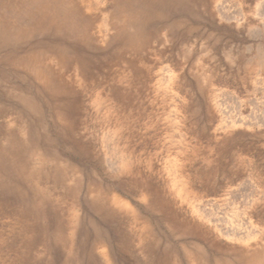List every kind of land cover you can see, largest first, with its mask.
Instances as JSON below:
<instances>
[{"label": "rangeland", "instance_id": "obj_1", "mask_svg": "<svg viewBox=\"0 0 264 264\" xmlns=\"http://www.w3.org/2000/svg\"><path fill=\"white\" fill-rule=\"evenodd\" d=\"M78 1L65 89L32 114L0 85V264H264V0H191L122 46L115 1Z\"/></svg>", "mask_w": 264, "mask_h": 264}, {"label": "bare ground", "instance_id": "obj_2", "mask_svg": "<svg viewBox=\"0 0 264 264\" xmlns=\"http://www.w3.org/2000/svg\"><path fill=\"white\" fill-rule=\"evenodd\" d=\"M114 1L112 13H108L113 20L110 45L122 46L123 40L125 44H133L146 23L185 17L190 5V12L195 15L193 9L196 4L191 0ZM80 4L76 0H0V85L4 86L1 95H17L28 113L41 114L38 96L51 99L65 89V84L54 72L55 61L77 60L75 52H81V49H72L73 43L81 48L94 45L89 32L92 21L81 17ZM183 23L182 19L173 20L168 28ZM11 71L14 78L9 75ZM31 80L38 81L39 86H32ZM7 83L10 84L6 86ZM57 118H60L59 114ZM10 140L7 141L9 148L0 149V167L13 160ZM251 256L256 255L253 253ZM253 263L254 258L250 259V264Z\"/></svg>", "mask_w": 264, "mask_h": 264}]
</instances>
